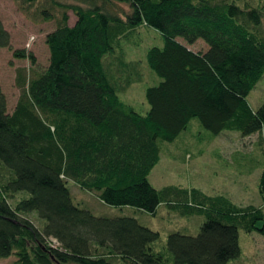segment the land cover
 <instances>
[{"label":"trees","instance_id":"16d2710c","mask_svg":"<svg viewBox=\"0 0 264 264\" xmlns=\"http://www.w3.org/2000/svg\"><path fill=\"white\" fill-rule=\"evenodd\" d=\"M43 1L65 9L46 36L48 68L34 76L19 69L21 93L12 112L0 78V260L229 264L239 258L241 229L264 236L263 206H242L199 188L158 189L149 176L163 141H175L194 119L215 135L262 133L264 148V103L254 110L248 99L264 76V0ZM68 9L78 17L74 25ZM43 13L54 18L48 9ZM144 26L164 40L147 54L160 78L146 90V113L120 96L143 79L141 62L129 61L125 46ZM200 39L206 50L189 47ZM10 46L0 18V48ZM14 55L34 60L26 51ZM69 181L112 206L156 214L166 204L206 220L196 235L171 233L166 250L157 251L158 231L135 217L82 208ZM22 191L30 196L20 197ZM259 191L264 201V168Z\"/></svg>","mask_w":264,"mask_h":264},{"label":"rangeland","instance_id":"374dc122","mask_svg":"<svg viewBox=\"0 0 264 264\" xmlns=\"http://www.w3.org/2000/svg\"><path fill=\"white\" fill-rule=\"evenodd\" d=\"M75 3V0H62ZM124 12L130 11L127 3H118ZM48 9L54 15L52 20H45L43 11ZM65 9L51 6L41 1L31 6L22 0H0V18L5 28L11 33V46L0 48V78L3 91L7 96L8 110L12 112L20 97L21 89L17 83L19 69L28 76L43 72L50 64V51L46 36L53 31ZM69 24L74 25L77 15L68 9ZM182 40H184L182 38ZM185 41V40H184ZM200 39L194 50L203 51L207 45ZM163 36L155 28L141 27L136 41L126 43V56L129 61L141 62L143 79L131 85L129 90L120 94L122 100L130 102L139 112H145L147 103L146 90L155 84L153 80L160 77L149 67L147 54L151 47L162 46ZM14 51H26L33 54L31 58L15 57ZM152 81L149 82L150 78ZM249 102L254 110L264 103V76L252 90ZM262 133L243 136L239 131L227 130L215 135L194 119L187 130L172 142L163 141L161 160L152 170L149 178L158 189L168 185H177L189 189L199 188L209 195L223 194L235 203L247 206H263L264 201L259 191L260 177L264 168V148ZM68 185L73 191L76 203L82 208L90 209L97 215L112 217L130 216L140 223L160 233V238L153 243L157 251H165L171 233L181 232L190 235L199 233L206 220L204 215L184 216L168 205L161 204L152 214L133 206H112L104 203L96 191L76 188L74 181ZM80 189V190H78ZM20 197L27 198L29 192H19ZM14 201V199L12 200ZM34 215L40 219L37 212ZM34 221L37 225L40 222ZM242 254L229 264H264V236L258 231L240 230ZM15 256L1 259L0 264H13Z\"/></svg>","mask_w":264,"mask_h":264},{"label":"crops","instance_id":"0c3cea01","mask_svg":"<svg viewBox=\"0 0 264 264\" xmlns=\"http://www.w3.org/2000/svg\"><path fill=\"white\" fill-rule=\"evenodd\" d=\"M197 42H199V40H198ZM197 42H196V43H197ZM196 43H194V44H192V45H189V47L192 48V49H194V48H193V45H195ZM204 44L207 45L206 43H204ZM207 47H208V46H207ZM207 47H206V49H207ZM206 49H205V50H206ZM143 113H146V110H145V112H143ZM75 184H77V183H75ZM78 186H79V185L77 184V187H76V188H79V187H80V186H79V187H78ZM80 188H81V187H80ZM78 190H80V189H78ZM72 193H73V191H72Z\"/></svg>","mask_w":264,"mask_h":264}]
</instances>
